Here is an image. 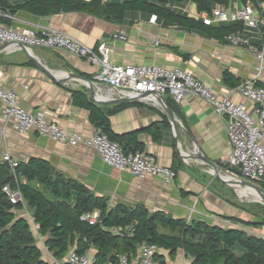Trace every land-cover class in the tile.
<instances>
[{"label": "crops", "instance_id": "obj_1", "mask_svg": "<svg viewBox=\"0 0 264 264\" xmlns=\"http://www.w3.org/2000/svg\"><path fill=\"white\" fill-rule=\"evenodd\" d=\"M261 1L264 0H257V5L251 4L256 13L264 15ZM243 4L241 0H228L226 7L233 9ZM175 9L198 17L191 1L185 0ZM205 15L202 13L201 16ZM2 16L10 20V27H47L63 32L91 48L104 39L110 46L111 61L115 64L184 69L218 95L235 88L223 81L225 71L238 79L239 84L256 80L258 86H264V61L261 64L248 47L234 45L226 39L210 38L177 25H165L156 21V17L151 21L150 17H144L138 11L126 12L121 23L81 11L39 16L19 10L11 15L2 13ZM121 29L127 38L111 40V34ZM247 35L260 47L262 34L248 32ZM29 54L52 73L54 79L39 69ZM95 70L96 67L64 51L40 47L35 50L32 47L27 53L11 46L0 51V83L3 88L13 90L18 95L19 105L26 111L41 114L68 133H78L82 138H87L93 130L88 112L73 103V90H80L88 100L100 107L111 108L127 102L121 110L108 117L112 133L120 137L123 144L129 142L131 145L134 141L132 136L135 135V140L142 144L143 152L175 171L176 176L171 183L165 184L155 176L138 178L129 171L119 172L103 163L96 151L83 143L67 146L34 132L20 135L12 127V121L1 116L0 158L7 151L18 162L24 163L32 157L45 160L57 173L81 184L89 194L107 199L109 207L117 204L143 206L150 213L160 212L186 222L196 220L210 226L236 228L264 238V228L259 231L240 223L252 219L244 212L241 190L224 172L231 152L224 117L216 115L206 101L187 94L181 101H175L178 112L168 107L176 119L174 127L166 109L159 102L131 99L113 103L119 99L117 90L99 86L95 89L97 95L106 103H98L83 81L61 80L74 72L90 81ZM231 98L243 103L248 110L258 106V103L237 92L231 93ZM157 129L159 135L154 138L152 133ZM198 154L210 160L229 179L212 173L214 169ZM21 180L25 181L23 178ZM14 213L16 217H25L30 223L41 259L47 264L63 263L71 249L60 258L54 257L45 246V237L38 232L33 222L31 210L25 205L15 209ZM113 230L115 232L118 229ZM160 231L165 232V229ZM86 253L93 255L95 249L90 248ZM159 260L162 264H190L192 258L182 250L175 254L166 250Z\"/></svg>", "mask_w": 264, "mask_h": 264}, {"label": "trees", "instance_id": "obj_2", "mask_svg": "<svg viewBox=\"0 0 264 264\" xmlns=\"http://www.w3.org/2000/svg\"><path fill=\"white\" fill-rule=\"evenodd\" d=\"M185 0H0L2 13L14 14L19 10L39 16L59 12L81 11L98 17L111 18L121 23L126 12L138 11L144 17L155 16L165 25H177L201 35L225 40L226 34L242 29L239 22L204 24L202 13L210 15L215 6H226L228 0H188L194 3L198 17L175 9ZM257 5V0H241ZM0 24L10 25L7 17L0 15ZM264 40V34L261 41ZM223 81L230 87L239 84L227 71ZM257 85V82H256ZM167 106L178 112L176 102L166 99ZM72 101L88 112L94 129L107 134L117 142L123 152L142 151L135 140L123 144L111 131L109 116L128 103L111 108L100 107L88 100L80 90L72 91ZM156 134V135H155ZM159 135L157 129L152 133ZM131 146V147H130ZM11 176L6 182L5 179ZM25 179V181L21 179ZM34 183V184H33ZM18 187L23 201L10 204L2 186ZM261 187H264L262 183ZM26 205L32 212L38 232L45 237V246L54 257H62L69 249L79 253L95 249L96 264H101L116 253L133 255L142 243H153L175 254L184 251L192 258L190 264H264V238L249 235L245 230L210 226L201 221L186 222L173 219L160 212H148L143 206L107 205V199L95 197L77 181L57 173L45 160L30 158L18 162L15 177L6 163L0 161V264H47L35 245L30 223L25 217H16L14 210ZM99 210L98 221L89 225L79 219L85 212ZM244 227L264 225V217L240 221ZM118 229L114 230L113 229ZM159 228L168 231L162 232ZM162 264V262H161Z\"/></svg>", "mask_w": 264, "mask_h": 264}, {"label": "built area", "instance_id": "obj_3", "mask_svg": "<svg viewBox=\"0 0 264 264\" xmlns=\"http://www.w3.org/2000/svg\"><path fill=\"white\" fill-rule=\"evenodd\" d=\"M153 19L155 16H151L150 20ZM220 22L241 23L243 28L226 34L225 39L234 45L248 47L260 63H263L264 40L259 47L252 42L247 33L264 34V15L256 13L252 4L245 3L233 9L218 6L212 9L210 15L203 16L204 24ZM126 38L122 29L112 33L110 37L111 40ZM4 44L7 45L6 48L11 46L21 49L23 46L26 51L32 47L64 51L96 67L90 81L95 91V95L92 96L98 103L105 102L99 98L95 90L99 86L116 89L121 100L147 99L163 105L159 99L160 95L164 98L166 95L170 96L174 101L179 102L185 95L191 94L206 101L216 115L226 120L225 130L231 152L224 172L234 180L240 192L243 189L257 191L259 185L264 183V86L256 85V80L244 81L230 92L218 95L187 70L165 68L160 65L115 64L111 61L110 46L104 39L99 41L95 48H91L63 32L47 27L13 28L0 24V46ZM234 92L258 103V106L248 110L243 103L231 98V93ZM0 116L11 120L12 127L20 135L34 132L67 146L83 143L86 147L93 148L103 163L119 172L129 171L138 178L159 177L165 184L171 183L176 176L171 167L158 163L152 155L143 151L123 152L117 142L110 140L107 134L99 129L93 128L90 136L82 138L78 133H68L60 129L55 122L45 119L41 114L26 111L19 105L18 95L11 89L3 88L1 83ZM0 161L9 166L15 177L18 161L14 160L7 151L2 153ZM217 171L221 172V170ZM243 182L254 187L243 185ZM2 192L11 205L23 201L18 187L13 188L4 184ZM99 216L100 211L93 210L81 214L79 219L93 225L98 221ZM164 251L166 249L156 244L142 243L137 248V253L133 255L116 253L110 260L101 264H161L159 256ZM61 264H96V259L94 254L79 253L71 248Z\"/></svg>", "mask_w": 264, "mask_h": 264}, {"label": "water", "instance_id": "obj_4", "mask_svg": "<svg viewBox=\"0 0 264 264\" xmlns=\"http://www.w3.org/2000/svg\"><path fill=\"white\" fill-rule=\"evenodd\" d=\"M6 47H7V45H5V44L2 45V46H0V51L6 49ZM21 49H23L24 51H26V49H25L23 46L21 47ZM26 52L28 53V51H26ZM29 55H30V54H29ZM30 59L36 63V65H37V67H38L39 69H41L42 71H44V72H45L50 78H53V79H54L53 74L50 73L45 67H43L38 61H36V59H35L32 55H30ZM70 79H76V80H81V81H83V82L85 83V85L88 87V89L90 90L91 94H92V95H95V91H94V88H93V86H92V84H91V81L87 80L85 77H82V76H80V75L77 74V73L70 72V73H68V74L65 76V78H63V79H61V80L63 81V80H70ZM56 80H57V79H56ZM159 99H160V101L162 102V104H163L164 106H166V111H167V113H168V115H169V117H170V119H171V121H172V125L175 127V124H176L175 116L173 115V113H172V112L170 111V109L168 108V106H167V104H166V100H165V98H164L163 96L160 95ZM122 101H127V100H124V99H123V100L118 99V100H114V101H112V102H113V103H118V102H122ZM101 103H106V102H101ZM198 155H199V158H200V159L204 160V161H205L208 165H210L215 171L218 170L217 167H216L213 163H211L210 160H208L206 157H204V156L201 155V154H198ZM10 178H11V176H8V177L5 179V181L7 182ZM242 184H243V185H247V186L254 187L253 185H251V184H249V183H246V182H243ZM255 188H256V187H255ZM257 190H259V189H257Z\"/></svg>", "mask_w": 264, "mask_h": 264}, {"label": "rangeland", "instance_id": "obj_5", "mask_svg": "<svg viewBox=\"0 0 264 264\" xmlns=\"http://www.w3.org/2000/svg\"><path fill=\"white\" fill-rule=\"evenodd\" d=\"M260 5L264 6V1H261ZM33 48L35 50L38 49V47H33ZM259 186L260 187H258V188L264 192V187H261V185H259ZM241 204L243 205L244 212H245V214L247 215V217L249 219L254 220V219H257V218L264 217V201L263 202H259V201L253 200L251 197L247 198V196L246 197L243 196ZM263 228H264V225H257L255 227V230H259L260 231ZM159 230H162V228H159ZM165 232H166V230H165ZM180 253H182V252H180Z\"/></svg>", "mask_w": 264, "mask_h": 264}, {"label": "bare ground", "instance_id": "obj_6", "mask_svg": "<svg viewBox=\"0 0 264 264\" xmlns=\"http://www.w3.org/2000/svg\"><path fill=\"white\" fill-rule=\"evenodd\" d=\"M183 151V150H182ZM193 153V152H192ZM212 173H216L218 174L219 176H221L222 178L228 180L229 178L226 177L224 174H222L221 172L219 171H213L212 170ZM231 179V178H230ZM242 195H245L247 196V198L251 197L253 200H256V201H259V202H263L264 201V192H262L261 190H257V191H254L252 189H248L247 191L246 190H242V192L240 193ZM249 196V197H248ZM242 200V199H241ZM251 201V200H250Z\"/></svg>", "mask_w": 264, "mask_h": 264}, {"label": "clouds", "instance_id": "obj_7", "mask_svg": "<svg viewBox=\"0 0 264 264\" xmlns=\"http://www.w3.org/2000/svg\"><path fill=\"white\" fill-rule=\"evenodd\" d=\"M253 6V5H252ZM166 99V98H165ZM171 123H172V121H171ZM215 171V170H214ZM215 175H218V174H216V173H214ZM262 185V184H261ZM257 189H259V188H257ZM260 190V189H259ZM262 191V190H261ZM263 192V191H262Z\"/></svg>", "mask_w": 264, "mask_h": 264}]
</instances>
